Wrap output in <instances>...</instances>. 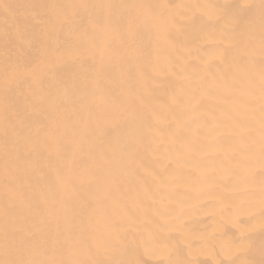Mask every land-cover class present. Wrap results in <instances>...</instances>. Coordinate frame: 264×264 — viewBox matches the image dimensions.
<instances>
[{"label": "snow or ice", "instance_id": "1", "mask_svg": "<svg viewBox=\"0 0 264 264\" xmlns=\"http://www.w3.org/2000/svg\"><path fill=\"white\" fill-rule=\"evenodd\" d=\"M161 7L169 6L0 0V264H148L129 258L141 245L161 257L159 264H191L179 250L173 258L166 243L165 218L181 217L142 216L140 205L116 196L105 176L117 153L136 180L152 176L142 150L161 122L152 105L159 74L153 52L176 48L174 37L215 43L203 61L201 96L231 102L205 122L203 133L213 141L210 155H225L221 146L228 145L227 163L204 182L221 201L231 198L228 210L243 225L220 264H264V0L179 4L166 17ZM10 17L22 21L8 25ZM133 81H142V89ZM88 89L91 100L84 103ZM182 104L173 95L162 107L171 114ZM201 135L198 127L183 141L178 168L201 152Z\"/></svg>", "mask_w": 264, "mask_h": 264}, {"label": "bare ground", "instance_id": "2", "mask_svg": "<svg viewBox=\"0 0 264 264\" xmlns=\"http://www.w3.org/2000/svg\"><path fill=\"white\" fill-rule=\"evenodd\" d=\"M10 4H24L29 0H5ZM72 2V0H65ZM98 2V0H90ZM128 4L151 3L162 6L159 12L162 16L180 11L174 6L187 3H225V0H113ZM259 5V0H240ZM23 10L21 9L20 12ZM259 9L257 8V16ZM22 18H8V25L20 23ZM4 26V16L0 14V28ZM176 48H168L167 54L153 52V62L159 69L154 79L158 87L155 89L153 108L161 115V122L154 123L152 131L147 134L146 149L142 150L143 167L152 176H145L138 181L129 173L126 160L117 153L112 163L106 169L105 176L114 188V194L125 197L129 204L138 203L141 215L152 217L154 212L171 211L181 218L166 217L170 231L166 233L167 245L175 258L179 250V258L191 261V264H220L225 259L224 249L240 235L243 225L237 223V217L228 210L231 198L218 199V190L204 181L212 175H218L221 164L227 163L228 145L221 146L225 155L215 157L208 154V145L213 143L211 137L203 138L207 131L205 122H210L213 116H219L222 109L229 107L231 102H223L212 97H202L201 80L204 76L203 61L209 60L216 50V45L207 39L183 42V37H174ZM166 47V46H165ZM189 52L191 54H189ZM177 56L180 57L177 60ZM138 90L143 82L133 81ZM84 103L91 100V89L86 90ZM176 95L183 101L180 109L168 113L163 110L170 98ZM199 100V104L196 101ZM79 104V98H77ZM178 120L183 131L177 130L174 121ZM2 122V115H0ZM201 130L199 143L204 147L201 152L187 159V165L177 167V159L183 155L182 144L185 139H191L192 132ZM217 172H213V169ZM5 158L2 140H0V207L5 194ZM179 176V183L171 182L168 177ZM147 193V195H146ZM172 195L173 199H169ZM183 209V211H181ZM147 242L148 233L143 231ZM258 246V234H257ZM130 259L147 261L148 264H159L161 257L141 245ZM254 258L259 260L257 250Z\"/></svg>", "mask_w": 264, "mask_h": 264}]
</instances>
